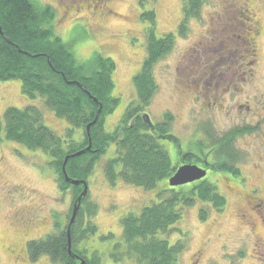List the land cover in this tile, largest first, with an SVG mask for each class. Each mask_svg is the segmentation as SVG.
Masks as SVG:
<instances>
[{"label":"rangeland","instance_id":"374dc122","mask_svg":"<svg viewBox=\"0 0 264 264\" xmlns=\"http://www.w3.org/2000/svg\"><path fill=\"white\" fill-rule=\"evenodd\" d=\"M100 1L32 0L36 7L53 9L56 34L78 61L89 59L94 52L114 61L111 96L118 103L103 118V132L108 133L128 105L136 102L132 77L146 54L148 19L143 12L153 7L158 37L175 32L182 13L181 0ZM105 6L107 13L102 10ZM198 13L197 19H189L187 34L176 36L173 47L153 65L157 90L145 111L153 124L160 123L164 114L172 115L175 142L194 145L198 139L204 143L200 150L204 153L226 135L233 140L223 146L228 150L224 159L220 151H214L212 168L221 171H214L207 181L222 196V207L217 209L211 201L197 198L167 238L170 243L182 240L178 264H264L255 245L259 240L247 225V215H255V205L261 203V213L256 212L259 218L264 215V0H207ZM245 68L249 72L246 79L241 75ZM36 102L22 94L17 80L0 81V117L11 106L21 109ZM42 115L43 123L62 135L66 121L45 108ZM78 132L74 140L79 138ZM5 142H0L4 156L12 162L16 155L26 170L0 174V264H58L45 255L33 259L27 243L51 234L56 222L66 225L72 191L61 190L50 163L43 173L37 169L43 159L41 151ZM12 146L21 150L22 158L11 151ZM114 154L115 145L109 144L88 176L87 199L96 203L91 220L98 233L78 243L87 257L97 252L107 264H111L113 244L121 242V218L154 203L157 192L165 188L161 181L153 190L123 181L108 183L103 167ZM229 168H236L232 170L235 179ZM167 194L162 192L163 198ZM22 207L26 220L19 223L14 214ZM258 233L264 235L260 228ZM108 234L113 238H104ZM120 264L133 263L124 260Z\"/></svg>","mask_w":264,"mask_h":264},{"label":"trees","instance_id":"16d2710c","mask_svg":"<svg viewBox=\"0 0 264 264\" xmlns=\"http://www.w3.org/2000/svg\"><path fill=\"white\" fill-rule=\"evenodd\" d=\"M141 2L143 0H138L139 4ZM206 2L181 0L182 16L176 31L167 32L161 37L155 35L156 15L153 7L143 12L148 19L146 54L141 67L132 77L136 102L128 105L111 132L104 133L103 118L118 103V99L111 96L114 61L95 52L89 59L78 61L70 46L56 34L54 12L50 6L36 7L32 0H0V81L17 80L22 94L30 100H37V104L21 109L11 106L3 112L0 117V139L3 137L46 155L49 169L53 170L61 190L71 189L73 205L83 190L82 184L66 183L61 167L66 155L87 147L85 129L97 116L89 132L91 150L69 158L64 166L69 178L82 179L87 184L88 176L94 171V162L109 144H113L115 156L110 157L103 167V176L108 183L123 181L153 190L159 181L163 182L165 188L157 192L154 203L121 218V242L113 244L111 264H120L124 260L133 264H178V255L183 250L182 240L170 243L167 237L170 238L169 233L174 230L172 226L182 217L186 207L193 206L197 198L211 201L217 209L222 207V196L207 181L192 187L188 184L168 185V178L173 175L174 160L161 141L174 140L170 129L173 117L164 114L160 123L149 125L145 111L157 90L153 65L173 47L176 36L187 34L189 19H197L198 10ZM43 108L66 121L63 136L43 123ZM77 129L79 138L74 140ZM232 138L226 135L224 140L220 138L213 142V151L226 153L223 146L226 143L231 145ZM203 144L196 139L194 145L189 142L181 147L190 151L188 155L192 156L188 158L191 159L195 156L194 148L198 146L197 149L201 150ZM162 192H167L168 196L163 198ZM87 193L80 198L78 212L69 228L70 253L67 220L64 226L56 222L48 236L27 243L28 254L33 259L45 255L58 264H76L79 258H83L86 264H107L97 252L87 257L84 254L86 249L78 246L82 239L98 233L96 224L91 220L96 214V203L87 199ZM104 238L111 239L113 235L108 234Z\"/></svg>","mask_w":264,"mask_h":264},{"label":"flooded vegetation","instance_id":"af4514ba","mask_svg":"<svg viewBox=\"0 0 264 264\" xmlns=\"http://www.w3.org/2000/svg\"><path fill=\"white\" fill-rule=\"evenodd\" d=\"M90 1H93V0H90ZM103 1H110V0H101L99 4H102ZM102 10L104 11L105 10V13H107V7H103ZM104 15V13H100V16ZM93 16H96V13L93 14ZM248 71V68H245L244 71H242L241 75H243V77L245 75H248L249 72ZM245 79H246V76H245ZM244 80V79H243ZM254 128L255 125L253 126ZM259 127V125H258ZM166 140V143L168 145V150H169V153L172 154V156H174V167H179L180 165H183L184 163H191V164H197L199 167L201 168H204L205 169V172H206V175L199 179V180H195L194 182L192 183H187L188 185L191 184V186L195 185V184H199L200 182L202 181H208V177L212 176L214 174V171L218 170V171H221V168H216L214 170V168H212V165L214 164L211 160V158H213V155H214V151H213V146H211L209 149H208V152H202L200 150H196L198 153L197 154H194V158H191L189 159L188 156H192V155H188L190 153V151H187L186 148L183 150L182 149V144H177L176 145V142L175 139L172 140V141H169L168 139H163V141L165 142ZM3 142V143H6L5 142V139L1 138L0 139V142ZM9 146V145H8ZM20 147H23L25 149V146H20ZM11 151H15L17 153L18 156H20L21 158L23 157V154L21 153V150L18 149L17 147H11ZM228 151V150H227ZM0 174H3V173H14V172H24L26 169H25V166L24 164L22 163L23 160H20L17 158L16 155H13V157L11 158L12 162H10L3 154V152L0 150ZM41 153V152H40ZM41 158L42 161H41V164L37 166V169L38 170H42L41 173L45 172V169H48V158L46 157V155H44L43 153H41ZM208 154H210L211 156H208ZM226 154V153H224ZM186 156V157H185ZM221 157H224L223 153H222V156ZM7 159V160H6ZM175 159H177L175 161ZM17 160H20L21 162L17 163V164H14ZM17 169V170H15ZM236 168H229L228 170H235ZM232 175H233V178L235 179V175L234 174V171L230 172ZM230 179V178H228ZM231 182H234V183H238L232 179H230ZM249 202V201H248ZM264 203V202H262ZM261 203L260 204H257L255 205L254 207H256V211L257 212H260L261 211L259 209H261ZM24 208H18L16 211H15V214H14V217L15 219L19 222V223H23V221H25V213H24ZM256 211L255 212V215H247V220H249V222L247 223V225H249V228L250 230H252V234L254 236H256L258 238V243H255L256 247L258 249H260V252H261V255L264 256V235H260L258 233V230L259 228L261 229V232L264 234V215L263 216H260L259 218V215L260 213H257ZM257 226V228H256ZM263 229V230H262ZM21 248V247H20ZM14 251V250H13ZM12 250L10 252H13ZM19 252H21V249L18 250ZM25 251H26V248H25Z\"/></svg>","mask_w":264,"mask_h":264},{"label":"water","instance_id":"95a60500","mask_svg":"<svg viewBox=\"0 0 264 264\" xmlns=\"http://www.w3.org/2000/svg\"><path fill=\"white\" fill-rule=\"evenodd\" d=\"M99 112V110H98ZM96 119H97V116L95 117V119L91 122H89L86 126V129H85V132H86V135L88 136V143H87V147L83 150H80V151H77V153H74V154H71V155H66V158L64 159L63 161V164H62V172H63V178L65 179V182L67 183H70L71 185H78V184H82V191L79 193V195L77 196V198L75 199L76 201L73 203L72 205V208H71V214L69 216V219H68V223H67V228H66V232H67V243L68 244V251L70 253V232H69V228H70V225L74 222V219L76 217V214L78 212V207L80 205V201H81V197L85 196L86 193H87V184L84 180L82 179H72V178H69V176L66 174L65 172V164L67 162V160L69 158H74L75 156L79 155V154H84L86 153L87 151L91 150V138H90V135H89V132H90V127L94 125V123L96 122ZM146 120L147 122L150 124H152V122H150V120L148 119V116H146ZM206 175V172H205V169L204 168H201L199 167L197 164H191V163H184V165H181L177 168H175V170H173V175L170 176L168 178V185H170L171 187H174V186H183L189 182H194L195 180H199L201 178H203L204 176ZM76 264H86L85 263V260L83 258H79L78 259V263Z\"/></svg>","mask_w":264,"mask_h":264}]
</instances>
